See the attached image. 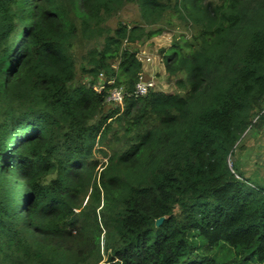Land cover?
Listing matches in <instances>:
<instances>
[{
    "label": "trees",
    "instance_id": "1",
    "mask_svg": "<svg viewBox=\"0 0 264 264\" xmlns=\"http://www.w3.org/2000/svg\"><path fill=\"white\" fill-rule=\"evenodd\" d=\"M170 10L184 93L135 97ZM259 122L264 0H0V264H264V182L229 165Z\"/></svg>",
    "mask_w": 264,
    "mask_h": 264
},
{
    "label": "rangeland",
    "instance_id": "2",
    "mask_svg": "<svg viewBox=\"0 0 264 264\" xmlns=\"http://www.w3.org/2000/svg\"><path fill=\"white\" fill-rule=\"evenodd\" d=\"M217 2L218 0H207ZM79 10L82 11L80 2ZM117 22L126 24L140 23L138 7L132 2H128L122 10L108 22V26L115 28ZM163 32L138 46H136L139 60L143 65V81H150L156 91H161L168 94L184 93V90L176 87V80L178 78H168L164 72V63L162 61V54L168 50L174 42H179L184 47V52L188 50L184 46L190 40L193 31L190 25L180 21L176 12L170 10L165 18L162 20ZM93 46L92 43H86L81 39H77L73 53L77 59V69L75 81L88 82L89 79L82 76L80 66L82 56ZM163 51V53H161ZM169 52L168 55H170ZM148 58L150 60H148ZM114 67L117 66V61H113ZM181 76H179V79ZM106 78L100 76L96 87L98 89L104 88ZM111 106H115L113 104ZM109 103V104H110ZM239 150V151H238ZM236 154L229 159V165L235 162L236 166L248 178L259 179L264 182V123L259 122L255 130H250L244 135L242 142ZM15 174V173H14ZM106 259V258H105Z\"/></svg>",
    "mask_w": 264,
    "mask_h": 264
},
{
    "label": "built area",
    "instance_id": "3",
    "mask_svg": "<svg viewBox=\"0 0 264 264\" xmlns=\"http://www.w3.org/2000/svg\"><path fill=\"white\" fill-rule=\"evenodd\" d=\"M148 60L150 59L148 58ZM151 87H153V84L150 81H143V78L140 77L139 81L135 85V91L133 95L135 97L144 96ZM124 94L125 92L121 87L114 88L109 92L107 101L113 102L114 104L120 103L123 100Z\"/></svg>",
    "mask_w": 264,
    "mask_h": 264
},
{
    "label": "water",
    "instance_id": "4",
    "mask_svg": "<svg viewBox=\"0 0 264 264\" xmlns=\"http://www.w3.org/2000/svg\"><path fill=\"white\" fill-rule=\"evenodd\" d=\"M164 218L161 217V218H158L155 222V226L158 227L162 222H163Z\"/></svg>",
    "mask_w": 264,
    "mask_h": 264
}]
</instances>
